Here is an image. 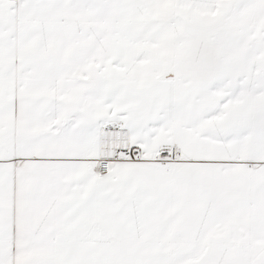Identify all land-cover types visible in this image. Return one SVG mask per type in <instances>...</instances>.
<instances>
[{
  "label": "snow or ice",
  "instance_id": "6c2138e0",
  "mask_svg": "<svg viewBox=\"0 0 264 264\" xmlns=\"http://www.w3.org/2000/svg\"><path fill=\"white\" fill-rule=\"evenodd\" d=\"M0 264H264V0H0Z\"/></svg>",
  "mask_w": 264,
  "mask_h": 264
}]
</instances>
